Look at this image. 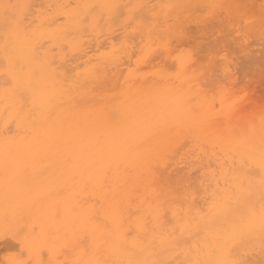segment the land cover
Masks as SVG:
<instances>
[{"label": "bare ground", "instance_id": "1", "mask_svg": "<svg viewBox=\"0 0 264 264\" xmlns=\"http://www.w3.org/2000/svg\"><path fill=\"white\" fill-rule=\"evenodd\" d=\"M259 66L264 0H0V259L264 264Z\"/></svg>", "mask_w": 264, "mask_h": 264}, {"label": "rangeland", "instance_id": "2", "mask_svg": "<svg viewBox=\"0 0 264 264\" xmlns=\"http://www.w3.org/2000/svg\"><path fill=\"white\" fill-rule=\"evenodd\" d=\"M201 54H202V53H201ZM201 54H200V55H201ZM237 60H238V62H239V63H238V62L236 61L238 65H240V63H241L240 66L237 65V66H238V67H237V72H238V74H241L240 72H242L245 68L247 69V64H248V63L245 62L246 60H244V61L242 62V58H240V57H237ZM242 67H243L244 69H243ZM238 68H240V69H238ZM253 68H255V67H253ZM261 68H262V70H261ZM256 69H257L258 71L255 70V73L253 72L254 69H252V67H250L248 70H249V73H250V72H251L252 74L254 73L253 76H255L256 74H259L258 77H257V75H256V77H257L258 80H259L258 83L256 82V81H258V80L256 79V77L254 78V80H252V79L249 78V79L252 80V82H254V83L249 84L248 86H246V85L244 86V84H245V79H244V81H243V79H242V80L240 79V81L242 82V84L240 83L241 85H239V86H237V87H239V88L241 87L239 90H241L243 87H245V88H243V89L241 90V91H242V92L240 93L241 95H240V94H237V93H236V95H237L238 98H241V100H243L244 98H245V99H246V98L248 99L249 97H250V99H251V98H253V96H254V98L257 99L256 101L259 102L260 99L262 98V94H263V93H261L262 90H261V92H260V90L255 89V90L257 91V92H256V91H254V88H256L257 86H259V85H258L259 83H262L261 85H262V87L264 88V81H263V78H264V67H263V66H262V67L259 66V69H258L257 67H256ZM250 70H251V71H250ZM259 70H261V71H259ZM256 72H257V73H256ZM259 72H260V73H259ZM261 72L263 73V75H262ZM260 74H261V75H260ZM260 76H261L262 79L260 78ZM262 76H263V77H262ZM259 78H260V79H259ZM240 81H239V82H240ZM243 82H244V83H243ZM250 86H251V87H250ZM255 86H256V87H255ZM237 87H236V89H237ZM246 87H247V88H246ZM253 87H254V88H253ZM249 89H250V90H249ZM251 89H253L254 92L251 91ZM246 90H248V91H246ZM244 91H245V92H244ZM237 92H238V91H237ZM255 92H256L257 94H256ZM258 92H259V93H258ZM263 92H264V91H263ZM254 93H255V94H254ZM244 94H247V95L244 96ZM248 95H249V96H248ZM255 95H257V96L260 95V99H258L259 96L256 98ZM263 95H264V94H263ZM246 96H248V97H246ZM254 98H253V99H254ZM247 99H246V100H247ZM255 99H254V101H255ZM262 100H264V96H263V98L261 99V101H262ZM7 241H8V240H5V242L3 241V242L0 244L1 247L4 246L5 243H6ZM8 242H9V241H8ZM8 242L6 243V247H5V246L2 247V248H4V249H2V250H4V252L0 251V253H3V254L5 253V254H6V255L4 254L5 257L10 256V255L13 254L14 252H15V253L17 252V250H16L15 248L12 247V248L15 249V250L9 248V246H10L11 243L8 244ZM3 244H4V245H3ZM1 247H0V250H1ZM6 248H9V250H7ZM6 251H7V252H6ZM9 251L11 252V254H10ZM3 254H2V255L0 254V258H1V256H2V258H5ZM0 264H5V263L3 262V259H0Z\"/></svg>", "mask_w": 264, "mask_h": 264}]
</instances>
